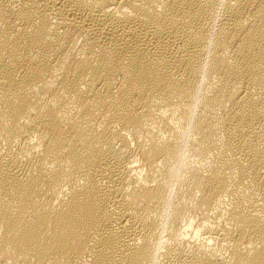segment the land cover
I'll list each match as a JSON object with an SVG mask.
<instances>
[{
    "label": "bare ground",
    "instance_id": "obj_1",
    "mask_svg": "<svg viewBox=\"0 0 264 264\" xmlns=\"http://www.w3.org/2000/svg\"><path fill=\"white\" fill-rule=\"evenodd\" d=\"M0 264H264V0H0Z\"/></svg>",
    "mask_w": 264,
    "mask_h": 264
}]
</instances>
